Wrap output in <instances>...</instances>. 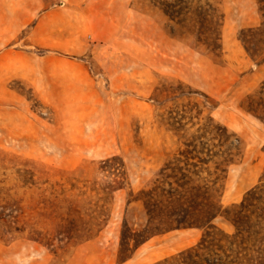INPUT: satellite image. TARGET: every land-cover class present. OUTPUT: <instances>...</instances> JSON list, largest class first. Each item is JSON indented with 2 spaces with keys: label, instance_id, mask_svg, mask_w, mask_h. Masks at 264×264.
Masks as SVG:
<instances>
[{
  "label": "rangeland",
  "instance_id": "374dc122",
  "mask_svg": "<svg viewBox=\"0 0 264 264\" xmlns=\"http://www.w3.org/2000/svg\"><path fill=\"white\" fill-rule=\"evenodd\" d=\"M263 5L0 0V264H156L193 245L203 230L185 227L119 252L123 220H146L142 190L195 135L234 153L208 163L223 206L264 192V122L247 109L264 60L244 42L264 54Z\"/></svg>",
  "mask_w": 264,
  "mask_h": 264
},
{
  "label": "trees",
  "instance_id": "16d2710c",
  "mask_svg": "<svg viewBox=\"0 0 264 264\" xmlns=\"http://www.w3.org/2000/svg\"><path fill=\"white\" fill-rule=\"evenodd\" d=\"M258 30L264 34V18ZM244 42L254 60H264V54L252 47L250 40L245 39ZM260 95L253 104L247 105V109L264 122V85ZM227 135L224 130L223 141ZM200 136L203 135H195L185 142V147L165 163L160 172L162 184L153 183L151 188L142 190L146 220L137 229L123 220L119 252L133 251L157 234L197 227L203 232L196 243L156 264H264V192L259 190L260 186H254L244 193L240 201L223 206L210 193L215 181L208 178L211 174L208 163L212 162L216 171L229 164L234 153L229 147L214 151L201 141ZM218 137L221 141L222 136L219 134ZM112 160L107 159L105 163ZM112 168L103 170L114 174V181L118 183L115 187L121 188L117 177H122V172H110ZM203 172H206L205 176H202ZM107 187L112 186L109 184ZM217 218L231 230L216 226L214 220ZM91 220V227L99 232L106 225L107 216L99 211Z\"/></svg>",
  "mask_w": 264,
  "mask_h": 264
},
{
  "label": "crops",
  "instance_id": "0c3cea01",
  "mask_svg": "<svg viewBox=\"0 0 264 264\" xmlns=\"http://www.w3.org/2000/svg\"><path fill=\"white\" fill-rule=\"evenodd\" d=\"M57 70L58 69H62L61 67H57L56 68ZM43 71L45 72V73H49L46 69H43ZM42 71V72H43ZM65 74H67V73H71L70 71H68L67 69H64V71H63ZM34 89H35V91H37V93H39V95L42 97L43 95H44V91L41 89V88H39L38 86H36V84H34ZM43 94V95H42ZM44 97V96H43Z\"/></svg>",
  "mask_w": 264,
  "mask_h": 264
}]
</instances>
